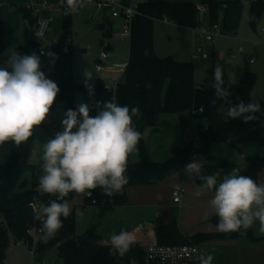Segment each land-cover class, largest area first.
Segmentation results:
<instances>
[{
  "label": "trees",
  "instance_id": "16d2710c",
  "mask_svg": "<svg viewBox=\"0 0 264 264\" xmlns=\"http://www.w3.org/2000/svg\"><path fill=\"white\" fill-rule=\"evenodd\" d=\"M204 6L209 17L210 25L218 22L221 15L222 31H235L239 27L240 16L228 19V11L222 10L218 0H143L137 3L139 14L135 16L131 26L130 57L125 71L126 80L118 84L117 102L128 105L130 108L139 106L144 113L139 120H134L136 129L141 133L138 143L140 161L127 165L128 183L117 194L105 195L102 190H92V198L84 199L85 204L98 206L105 211L124 206L129 201L128 189L136 185L156 184L182 171L192 162L197 154H207L214 142L236 144L238 142H256L264 146V117L247 123L241 120H230L227 116L228 108L239 101L251 102V95L255 86V75L247 70L245 78L234 83L224 72L225 86L231 95L227 100L214 99L213 75L210 73L207 86L199 85L195 81V69L192 62L178 61L172 56L160 57L154 50L153 31L156 20L167 19L177 26L190 29H199L202 16L197 6ZM24 10L25 27L24 42L19 48V54L36 53L38 55L41 42L35 35L37 18L27 9ZM264 12V0L250 1V24L256 27V21ZM62 32L53 53L56 59L41 58V70L46 78L56 82L60 92L50 111L62 105L66 110H75L78 104L75 93L79 91L85 102L94 105L96 102L113 100V93L106 89V82L98 78L92 83L94 95L89 96L84 83H76L73 76V53L71 44V27L73 14H61ZM68 43V45H67ZM68 46V51L65 46ZM6 46L3 41V32L0 29V67L7 66ZM223 71V69H222ZM146 85H151L150 88ZM264 104V102L262 103ZM202 110L200 116L207 125V130L199 133L200 145L193 144V137L189 145L181 149L173 148L172 157L166 162L154 161L145 143L147 129L157 131L156 126L161 114L177 113L184 119L186 112ZM95 115V112L90 113ZM40 126H45L43 122ZM31 137L20 146L7 142L0 146V264H4L6 250L12 242L27 243L30 236L27 229L34 223V213L29 203L33 200L47 201L54 196L41 194L38 184L33 183L27 188L26 173L36 175L37 165L30 162ZM245 176L259 180V173L264 169V157L250 156L247 158ZM24 178V179H23ZM198 183L199 180L195 179ZM69 197H65L67 200ZM63 227L48 243L41 240L38 251L49 249L55 243L59 244V258L64 264H129L136 260L143 262L144 248L149 245H205L216 240H236L245 235L244 229L240 232H198L188 235L182 232L177 221L165 222L157 218L152 222L144 223L140 228L124 230L134 239L130 250L123 256L110 254V239L101 236L97 225L89 228L85 233H75L74 212L67 219L61 218ZM217 225L218 217H213ZM121 232V231H120ZM257 240V239H254ZM264 264V263H263Z\"/></svg>",
  "mask_w": 264,
  "mask_h": 264
},
{
  "label": "rangeland",
  "instance_id": "374dc122",
  "mask_svg": "<svg viewBox=\"0 0 264 264\" xmlns=\"http://www.w3.org/2000/svg\"><path fill=\"white\" fill-rule=\"evenodd\" d=\"M29 0H0V29L3 32V41L6 46V55L8 58L19 53V48L24 42V5ZM143 0H135L139 2ZM193 1L196 0H177ZM222 5V10L228 11V19L238 15L240 16L239 27L235 31L227 32L223 30L215 43H204L200 36L195 37L192 29L177 26L172 22L156 20L154 24L153 39L154 50L156 54L163 57L177 53L180 58H186L194 65L195 80L199 85L207 86L210 79V73L213 67L221 65L225 67L226 75L231 82L238 83L247 74V70L255 75V86L251 95V102L256 100L264 102V12L256 21V27L252 28L250 24L249 10L251 0H218ZM107 9H101L95 6L89 9L87 6L73 14L71 27V44L73 53V76L76 83H83V69L88 68L93 73L94 81L102 78L111 84L118 80V74H109L106 72L97 73L95 64L99 55L103 51L111 53L108 64L117 62L128 63L130 57V37L122 36L125 21L123 18L109 17ZM56 23L53 30L46 38L50 41L53 34L58 39L62 32L61 15H57ZM107 27H110L109 29ZM210 28L208 15L202 16L200 30ZM120 29V32H115ZM156 47V48H155ZM195 47H202L203 53H207L208 58H193ZM233 55L235 57H233ZM255 59L253 64L247 60ZM77 103L85 102L83 95L77 91L75 93ZM92 105L91 103H88ZM67 110L50 111L44 123L45 126H36L31 137V161L37 165V175L26 173L23 177L26 179L27 188L33 184H39V178L43 175L42 155L43 143L51 137H54L58 131H62L61 121L65 118ZM197 118L200 119L197 122ZM204 120L198 112H186L184 119L177 113L161 114L158 118L157 127L160 134L155 136L158 131L149 130L145 137V143L149 149L150 156L157 162H166L172 156V147L179 145L185 147L188 141L185 133V127L193 136V144L200 145L198 139L200 131L203 129ZM151 136V137H150ZM248 156L264 157V146L256 142H238L230 144L226 142H214L210 145L207 154H199L196 159H201L204 164L203 173H217L219 178L227 174L232 169H239L241 172L243 166L247 163ZM2 161V159H0ZM140 161L138 148L129 158L128 163L136 164ZM264 171V169L262 170ZM261 171V172H262ZM260 172V173H261ZM259 179L262 181V178ZM186 173L180 171L156 184L138 185L146 188L159 186L162 191H166L168 179L178 178L185 179ZM23 178V179H24ZM168 180V181H169ZM193 181L198 182L193 178ZM166 183V184H165ZM187 188V185H185ZM176 188V187H175ZM74 212L75 233L81 235L92 226L97 225L99 232L106 239L114 233L118 234L122 229L130 228L129 219L138 218L143 212H151L157 209V204L138 205L131 202L129 198V207L122 212V219L115 217L112 211H105L98 206L85 205L84 197L81 198L74 193L66 200ZM125 212H128L126 217ZM70 213V214H71ZM238 242L233 243V247H225L222 244H205L201 246L202 254H211L214 259L212 264H263L264 263V233L259 231V222L257 221L252 227L244 230ZM257 239V240H254ZM38 242V239H37ZM220 242V241H219ZM38 245V243H37ZM59 244L55 243L49 249L37 252L33 257L31 249L23 243L12 242L6 252L4 264H64L59 258ZM214 247V251L212 248ZM59 261V262H57Z\"/></svg>",
  "mask_w": 264,
  "mask_h": 264
},
{
  "label": "clouds",
  "instance_id": "9594fccd",
  "mask_svg": "<svg viewBox=\"0 0 264 264\" xmlns=\"http://www.w3.org/2000/svg\"><path fill=\"white\" fill-rule=\"evenodd\" d=\"M64 15L75 14L93 3V0H59ZM36 53L12 54L5 67H0V146L7 142L17 146L33 136V130L48 116L60 89L56 82L46 78L41 70V55ZM47 56L56 59V54ZM224 72L219 64L214 69L213 84L215 104L231 95L225 86ZM83 83L89 96L94 95L93 73L83 69ZM150 88L151 85H146ZM95 112V115L90 113ZM140 107L120 105L114 100L96 102L94 105L78 103L75 110L68 109L61 121L62 131L43 143L42 170L38 188L41 194L54 196L40 208L36 219L42 224L40 239L47 242L63 227L62 217L71 213L64 199L69 193L81 198L92 196L100 189L105 195L119 193L128 183L129 156L137 150L141 133L134 120L143 117ZM264 117L261 101L232 104L227 111L230 120L244 123ZM201 159H193L184 172L187 177L200 181L195 196L212 193L209 205L218 217L217 229L222 233L247 230L257 221L264 233V181L241 175L232 169L222 178L217 173L204 174ZM193 183H195L193 181ZM110 254L123 256L134 243L133 236L124 230L110 236ZM214 257L204 253L200 264H212Z\"/></svg>",
  "mask_w": 264,
  "mask_h": 264
},
{
  "label": "built area",
  "instance_id": "2783aa9c",
  "mask_svg": "<svg viewBox=\"0 0 264 264\" xmlns=\"http://www.w3.org/2000/svg\"><path fill=\"white\" fill-rule=\"evenodd\" d=\"M92 6H98L101 9H107L108 15L115 18H123L125 21L124 30L119 31L122 36H131V26L132 21L137 14H139L137 9V2L134 0H93ZM89 5V6H91ZM23 8L29 10L36 18L37 24L35 26V35L41 42V46L38 52L40 55L42 49L45 53L41 55V58H50L47 56L48 52L54 51V48L58 44L59 39L52 38L50 41L46 42V38L52 31L54 21L57 15L64 13V7L61 6L59 0H29L26 4L21 5ZM87 6V7H89ZM197 10L201 14L206 13V8L204 6H197ZM167 20V19H166ZM222 15L218 22L210 25V28L200 31L206 42L215 43L216 38L223 34L221 26ZM168 21V20H167ZM68 45V43H67ZM65 46V50L68 51V46ZM204 58H208L207 53H203L202 49L197 50ZM111 57V53L108 51H103L99 55L97 62L95 64V70L97 73L106 72L110 74H118V80L114 83H107L106 89L113 93V100L117 102V88L120 77L125 73L128 63H113L108 64V59ZM233 57H235L233 55ZM255 59H250L249 63L253 64ZM118 103V102H117ZM199 114L202 110L197 111ZM195 113V112H194ZM200 121L199 118L196 120ZM207 125L204 122L203 129L207 130ZM199 139V137H198ZM185 189L183 187H177L173 191L174 202L180 203L182 201ZM72 193H69L66 197H71ZM91 199V197L85 196L84 199ZM50 202V198L47 201H36L33 200L29 203L34 213V223L29 226L27 233L30 236V241L25 243L31 249L33 257H36L37 249L41 243L39 229L42 224L35 217L38 214L40 208L47 205ZM86 205V204H85ZM38 239V242H37ZM49 240L45 243H48ZM20 243V242H18ZM38 243V245H37ZM202 254L201 245L198 244H184V245H149L144 248V259L143 262L136 260L131 261L129 264H200L199 257ZM44 264V263H42Z\"/></svg>",
  "mask_w": 264,
  "mask_h": 264
},
{
  "label": "crops",
  "instance_id": "0c3cea01",
  "mask_svg": "<svg viewBox=\"0 0 264 264\" xmlns=\"http://www.w3.org/2000/svg\"><path fill=\"white\" fill-rule=\"evenodd\" d=\"M92 8H94V6L91 5V8H89V9H92ZM204 15H206V14H203V16ZM56 20H57V17L55 18L54 24L56 23ZM52 30H53V28H52ZM192 31H193L195 37L200 36L204 43H208L205 41L203 35L200 33V31H201L200 28L199 29H192ZM52 38H55L53 36V34L51 35L50 40ZM154 44L156 46V42H154ZM199 48L202 49V51H204V49L202 47H199ZM199 48L195 47V49L193 51V58L195 60L198 58H201V57L204 58L202 56V54H200L197 51ZM157 55H159V54H157ZM159 56L163 57L161 55H159ZM169 56H172L173 58H175L178 61L190 62V61H185L186 58H183V57L180 58L177 53H174V56L173 55H169ZM249 60H247V61L249 62ZM88 103H90V102H88ZM55 110H66V109L65 108H57ZM55 110H53V112H55ZM156 129L158 132L155 133V136L160 134L159 127L156 126ZM149 130H151V129L146 130L145 137L147 136V132H149ZM188 141H190V140L188 139ZM188 145H189V143H187V145L185 147H180L179 145H174L172 147V151H173V148L176 146L180 147L181 149H184ZM198 155L199 154H197L194 157V159H196V157ZM248 157H250V156H248ZM30 162L32 163L31 158H30ZM246 164L243 166V170L240 173L241 175H243L247 170ZM182 171H184V169ZM36 175H37V173H36ZM172 177H173V175H172ZM172 177L170 176V178H172ZM260 177L262 178V181H264V171H262L260 173ZM168 180L166 182H168L169 186H167V189L165 192L160 189V187H159L160 185L155 186V187H147V189H139V188H146V187H141L138 185L130 188L133 191V193L129 195L131 202L137 203L138 205L157 204L158 206H157V209H154L155 211L143 212L140 216H138V218H134V219L131 218V215H130V217H128L127 216L128 212H125L126 217L130 218L128 221L129 222L128 225H130V228H125L122 230H131V229H135V228H140L144 223L152 222L159 217L167 223L174 221V220L177 221L182 232L185 234H188V235H192V234H195L198 232H219L217 229V225L213 223V217L215 216V213L209 205V200L212 197V193L205 192L199 197L195 196L194 193L197 191V185H195L196 183H193V179L190 180L187 176L183 180H180L178 178H173V179H170L169 181ZM33 183H35V182L33 181ZM185 185H187V188ZM175 187L176 188L177 187H183L185 189V193H184L182 201L180 203L174 202V199H173V191H174ZM128 207H129V203H127L124 206H119V207L114 208V210H112V212L118 213L119 219H122L121 213L122 212L124 213V210H126ZM100 234H101V232H100ZM101 236H103V235L101 234ZM240 239L241 238H238L236 240H216V241H212V242L208 243V245L219 243V244L224 245L225 247L226 246L227 247H233L231 245L233 243L238 242V240H240ZM9 247L7 248V250L9 249ZM7 250H6V252H7ZM212 250L214 251V247L212 248Z\"/></svg>",
  "mask_w": 264,
  "mask_h": 264
},
{
  "label": "water",
  "instance_id": "95a60500",
  "mask_svg": "<svg viewBox=\"0 0 264 264\" xmlns=\"http://www.w3.org/2000/svg\"><path fill=\"white\" fill-rule=\"evenodd\" d=\"M88 8H91V6H89ZM108 29L110 28V27H107ZM120 31V29H115V32H119ZM226 71V69H225V67L223 68V72H225ZM125 80H126V73H123L122 75H121V77H120V80H119V83H124L125 82ZM58 108H65L64 106H62V105H59V107ZM185 129V133H186V135H187V138L190 140L191 138H192V136L190 135V133L188 132V130H187V128L185 127L184 128ZM128 194L130 195V194H132L133 193V191L131 190V189H128ZM114 216L115 217H119V215H118V213H114ZM57 262H59V261H57Z\"/></svg>",
  "mask_w": 264,
  "mask_h": 264
}]
</instances>
